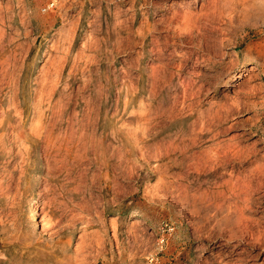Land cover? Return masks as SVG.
Returning <instances> with one entry per match:
<instances>
[{"label": "rangeland", "instance_id": "374dc122", "mask_svg": "<svg viewBox=\"0 0 264 264\" xmlns=\"http://www.w3.org/2000/svg\"><path fill=\"white\" fill-rule=\"evenodd\" d=\"M0 264H264V0H0Z\"/></svg>", "mask_w": 264, "mask_h": 264}, {"label": "bare ground", "instance_id": "6f19581e", "mask_svg": "<svg viewBox=\"0 0 264 264\" xmlns=\"http://www.w3.org/2000/svg\"><path fill=\"white\" fill-rule=\"evenodd\" d=\"M41 119V118H40ZM3 124V123H2ZM2 126V125H1ZM36 218V211L34 212V216H33V219ZM133 225H137L136 223H133Z\"/></svg>", "mask_w": 264, "mask_h": 264}]
</instances>
